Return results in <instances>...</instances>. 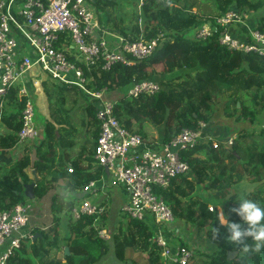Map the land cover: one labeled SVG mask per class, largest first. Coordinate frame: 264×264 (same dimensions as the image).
Here are the masks:
<instances>
[{
	"label": "trees",
	"instance_id": "obj_1",
	"mask_svg": "<svg viewBox=\"0 0 264 264\" xmlns=\"http://www.w3.org/2000/svg\"><path fill=\"white\" fill-rule=\"evenodd\" d=\"M177 1L180 2L145 0L140 7L138 1L139 13L133 19L130 18L133 23L125 27L116 24L115 19L111 18V12L107 11V7L114 8L119 0L92 1L99 14L101 29L114 26L120 36L130 41H136L141 36L153 39L161 34L171 40L133 66L116 64L106 70L103 69V60H100L91 68L93 84L90 88L120 93L121 97L115 105V114L128 130L140 134L149 143L155 142L153 139L156 135L158 142L168 143L183 129L197 130L200 123L206 124L207 134L220 132L222 134L218 136L219 139H226L230 131L225 133L215 127L216 121L222 116L236 117L237 120H254L264 110V59L253 53L228 50L221 46V28L214 27L212 36L204 41L196 40V30L216 16L205 17L186 8L185 2L180 4ZM261 6H264L263 0L257 3L252 0H229L227 5L219 7L217 16L231 9L250 12ZM257 22L260 28L264 29V24H260L264 22V16ZM70 59L74 60L72 57ZM248 72L251 76L246 77ZM88 75L90 76L89 73ZM254 79L258 82L255 90L243 99L226 94L230 86L249 92ZM145 80L160 84V92L152 96L140 95L137 98L127 96L126 92L130 87ZM219 83L227 85L224 91H219ZM43 87L49 105L56 113L61 112L67 102L64 91H78L75 87L53 88L49 82H44ZM16 93L17 90L14 89L9 94V104H16L19 111L9 118L18 121V132L22 124L23 102L15 97ZM218 95L225 97L220 109L215 107V98ZM86 99L88 100L87 97ZM88 113L96 126L93 151L87 159L94 162L100 126L96 111L88 107ZM45 130L48 140L55 136L52 124L48 123ZM258 137L260 140L256 138L248 144L236 139L229 149L223 144L217 148L210 144H200L183 152L182 159L189 164L190 172L186 176L173 178L167 188L156 189V193L161 195L171 208L175 220L199 229L210 244L208 253L196 250L195 257L188 264H264V248L253 251L250 244V250L243 252L222 238L225 230L216 221L219 212L217 204L223 205L222 213L227 219H239L234 214H229V209L235 206L234 199L225 200V194L230 192L235 184L244 179H264V128L260 130ZM17 142V133H0V148L11 149ZM35 155L36 158L32 161L31 156L23 158L12 167L14 170L10 175H6L7 172L0 174V210L23 202L20 192L23 190L22 181L27 178V168L32 166L39 169L46 165L42 164L38 157L39 152ZM73 164L74 169L67 170L62 166L59 168L62 175H57L59 178H66L69 200L65 201L61 194L56 193L51 204V213H64L70 224L64 237L65 246L68 248V254L64 252V261L57 258L61 245L58 226L54 225L44 231L36 229L32 238L22 240L20 249L15 251L9 264H100L104 256L111 251L117 259V264H168L161 256V248L152 241L156 234V224L150 218L145 221L132 218L120 220L118 228L116 224H112V227L106 225L108 217L105 212L101 215H82L79 220L73 221L72 210L76 196L91 181L99 180L101 175L106 173L102 167H97L95 173H90L78 167L79 162L74 161ZM47 183L49 181L42 180L36 185L35 194L39 200L48 194ZM199 187L210 191V196H201L197 190ZM209 199L215 200L212 210L209 209ZM253 200L264 206V191L255 194ZM212 223L220 229L217 239L213 238L210 230ZM104 226L109 229L108 239L100 235ZM165 234L170 236V233ZM180 245L188 247L184 241ZM229 252H236V256L231 260L227 257ZM76 259L79 261L76 262Z\"/></svg>",
	"mask_w": 264,
	"mask_h": 264
},
{
	"label": "built area",
	"instance_id": "obj_2",
	"mask_svg": "<svg viewBox=\"0 0 264 264\" xmlns=\"http://www.w3.org/2000/svg\"><path fill=\"white\" fill-rule=\"evenodd\" d=\"M138 1L141 6L145 0ZM214 27L222 30L221 46L264 59V29L247 12L231 9L216 15L196 30L195 39L211 37ZM106 33L100 27L92 0H0V132L12 90H17L15 97L23 102L22 124L17 132L18 142L23 143L41 134L36 123L35 89L44 82L77 88L92 101L99 122L95 160L107 168L111 184L123 187L129 194L121 213L138 221L153 220L158 231L152 241L161 248L165 262L188 264L195 257V249L173 244L174 236L169 231L175 217L156 189H165L173 178L190 172L189 164L182 159L183 152L200 144L217 148L224 142L231 146L233 140L215 139L205 132V123H200L197 130L183 129L168 143H149L128 130L115 114L116 100L109 92L90 88L91 68L100 60L106 70L116 64L133 66L171 39L164 34L153 39L141 36L136 41L118 36L109 43ZM160 90V84L145 80L136 82L126 94L137 98ZM96 184L91 181L82 192L95 196ZM31 208L29 203H18L0 210V264H9L22 240L32 238L26 229ZM105 211L104 206L86 197L74 205L72 214L74 220H79L82 215H101ZM100 235L108 237L107 230L101 229Z\"/></svg>",
	"mask_w": 264,
	"mask_h": 264
},
{
	"label": "crops",
	"instance_id": "obj_3",
	"mask_svg": "<svg viewBox=\"0 0 264 264\" xmlns=\"http://www.w3.org/2000/svg\"><path fill=\"white\" fill-rule=\"evenodd\" d=\"M103 30L107 32L106 38L109 40H107L109 43L114 41L116 37L120 36V34L117 33V28L115 29L114 26L113 28H105ZM34 93L36 104V123L41 131L40 137L35 140H27L23 143L17 142V144L11 149L0 148V174L7 172L6 175H10V173L14 170V168H12L13 166L17 165L27 156H31L32 161V159L36 158V152H39L38 157L43 162L42 164H46L43 167L41 166L39 169H34L32 166H29L25 172L27 178L25 181H22L23 190L20 193H22L23 202L21 203H29L32 206L30 210V221L26 228L31 235L36 229L44 231L47 227L50 228L54 225H65V222L63 223L61 219L63 217L67 219L64 213H51V204L53 203L52 199L54 194H61L65 201H68L70 198L69 192L66 188V178L57 177L59 174L62 175V172H59V168L64 166L67 170L74 169V161L79 162L78 167H81L90 173H95L97 167H102L95 159L94 162H90L87 159L90 156L91 151H93L94 131L96 126L93 118L88 113V107L92 109L94 106L92 101H89V99L87 100L86 96L80 92L87 105L85 103L82 105L80 103L78 104L79 108L85 111V116L82 118H76L74 110H72L69 106H64L68 108L65 109L63 107L61 112L56 113V110L52 109L49 105L43 85L37 88V90L35 89ZM109 96L117 101L119 94L117 92H111L109 93ZM66 99V101H68V96H66ZM66 103L68 104V102ZM5 105L3 114L4 123L0 133L2 135H7L8 133L16 134L19 123L17 120L9 117L13 116L17 111H19V109L16 104L7 103ZM39 116L41 117V120H39ZM48 123L52 124L55 130V136L53 138H49L50 140H48L45 130ZM44 153H48L49 155L45 156ZM83 155L85 157H83ZM34 172L36 173V177L38 179L36 185L42 180H47L50 183H47L49 186L48 194L42 200H39L36 197V185L33 189V197L31 198L26 195L25 185L34 181ZM68 172L71 173L70 171ZM96 182L98 189L97 194L95 196H90L89 194H85L81 191L79 195L76 196V202L74 205L79 204L81 200L86 197H91L95 204L105 207L106 211L104 214L108 217L106 225L112 227V224L115 223V219L119 218V215L122 214L121 207L128 201L129 194L123 187H117L111 184L108 171L101 175L100 179ZM208 193L210 194V191H208ZM124 219H126L125 215H123V218L120 217V220ZM73 221L76 220L73 219ZM107 226H104L105 228L102 227V229L108 228ZM194 229L195 227H192L185 222L175 220L171 230L169 231L172 236H174L173 244L175 245L184 241L188 246L194 248L195 250H202L203 252L208 253L211 247L209 249L208 246H206V249H201L197 246L198 242L192 237ZM157 231L158 226L156 225V233ZM198 231L199 238L201 240L206 238L199 229ZM60 241L59 244L61 245V250H64L65 252L68 248L65 246L64 240Z\"/></svg>",
	"mask_w": 264,
	"mask_h": 264
},
{
	"label": "rangeland",
	"instance_id": "obj_4",
	"mask_svg": "<svg viewBox=\"0 0 264 264\" xmlns=\"http://www.w3.org/2000/svg\"><path fill=\"white\" fill-rule=\"evenodd\" d=\"M252 1H254V3H257L259 0H252ZM184 2L186 5L185 7L188 8L189 10H191L193 12H197L199 14H202L205 17H214L217 15L219 7H224L225 5H227L229 0H184V1L180 0V2H178V3L182 4ZM263 2H264V0H263ZM137 3H138V0H119L118 4H116L114 6L115 9L113 7H107V11L111 12V18L115 19L116 24H118L120 27H122V26L125 27L129 23L132 24L133 21H131L130 18L133 19V17L139 13L140 4L138 7ZM94 8L96 9L95 6H94ZM247 13H248V16L250 19H256V21L257 20L259 21L260 19L262 20V17L264 16V6H261L256 10H251L250 12H247ZM101 15H102V13H101ZM105 18L107 19V16H105ZM98 20H99V14H98ZM121 20H122V24H120ZM261 24H264V22ZM244 75H245V73H244ZM245 76L249 77V76H251V73L248 72ZM257 84H258L257 80L254 79L253 85L251 86V90L249 92H247L248 90H245L242 88L230 86L229 91H227L226 94L227 95L232 94L235 98L243 99L252 90H255ZM50 85L53 88H58V86H56L52 83H50ZM217 87H218L219 91H224L226 89L227 85L219 83L217 85ZM64 93L66 96H68L67 102L69 104L68 105L66 103L65 106H69L72 110H74L75 117L76 118H82L83 116H85V111L80 109L79 105H78L79 103L81 105L84 103L86 104V102L83 100V96L81 95V93L77 92L74 89H66L64 91ZM118 94H119L118 98L121 97V94L120 93H118ZM224 99H225V97H221V95H218L215 98V107L220 109L222 107L221 103L224 102ZM64 108L66 109L68 107H64ZM92 109L94 110L95 107L93 106ZM39 120H41L40 116H39ZM215 127H216V130L224 131L225 133H228L230 131V134H231V135L229 134V137L226 136L227 137L226 139H219L218 136L222 133L216 132V130H215V132L217 134L214 133V135H212V136L217 140L227 141L228 139H232L234 144L237 140L239 142H243L244 144H248L249 142H251L253 139H256V138H257V140H260V137H258V133L260 132V130L262 128H264V110L260 114H258L254 120H248V119L237 120L236 117L226 118V117L222 116L219 120L216 121ZM222 136H224V135H222ZM157 139H158V135H156V137H154L153 141L156 142ZM222 144L227 149L230 148V146L227 145L226 143L222 142ZM197 190H198L199 194L203 197L205 196V198L208 197V195L210 196V194L208 193V190H206L205 188L199 187ZM263 191H264V179H260L259 181H252L251 179H248V180L244 179L243 181L235 184L232 187V190L230 192H228L227 194H225L226 195L225 197L230 198V199L233 198L235 203H236V201L239 200L242 196L253 200L255 194L263 192ZM218 201L221 202V200H218ZM209 203L211 205L210 207L215 206V200L209 199ZM221 203L224 204V202H221ZM217 205L219 207L218 208L219 212L222 213V210H223L222 206L223 205H220V204H217ZM120 217L123 218V215L120 214L119 218H116L115 223H113V224H116L117 228L119 225ZM61 219H62L63 223L65 222V225L64 226L58 225V231H59V237H60L59 241L64 240V237H65L64 235L66 234L67 229H69V226H70L68 220L65 217H63ZM127 219L128 218L126 217V219H124V221H126ZM49 224H50V222H49ZM109 234L110 233L107 231L108 237H106L104 235L103 236L104 239H108ZM192 237L198 242L197 246L199 248L206 249V246H208V248L210 249V244L207 243L206 238H204L203 240H201L199 238L198 229H196V228L194 229V234L192 235ZM60 243H61V241H60ZM193 250H194V248H193ZM194 251H196V250H194ZM198 251H200V250H198ZM57 258L64 261V250H61L58 253ZM75 261L78 262L79 260L76 259ZM117 263H118L117 259L115 258L114 253L111 251V252H108V254L106 256H104V258L102 259L100 264H117Z\"/></svg>",
	"mask_w": 264,
	"mask_h": 264
},
{
	"label": "clouds",
	"instance_id": "obj_5",
	"mask_svg": "<svg viewBox=\"0 0 264 264\" xmlns=\"http://www.w3.org/2000/svg\"><path fill=\"white\" fill-rule=\"evenodd\" d=\"M230 198H226L228 200ZM229 214H234L239 219L232 221L223 213L218 212L217 220L225 230L222 237L226 242L237 246L243 252L260 251L264 248V206L247 197H241L235 206L229 209ZM213 238L217 239L220 229L216 224L210 225Z\"/></svg>",
	"mask_w": 264,
	"mask_h": 264
},
{
	"label": "water",
	"instance_id": "obj_6",
	"mask_svg": "<svg viewBox=\"0 0 264 264\" xmlns=\"http://www.w3.org/2000/svg\"><path fill=\"white\" fill-rule=\"evenodd\" d=\"M92 1H94V0H92ZM238 106H239V104H238ZM105 170L107 171V168H105ZM33 174H34V181L28 185H25L26 195L31 197V198L33 197V189H34V187L37 183V180H38L36 177V173L34 172ZM36 236L37 235L34 236L33 240H35ZM65 253L68 254V249L65 250ZM235 256H236V252H229L227 257L229 260H231Z\"/></svg>",
	"mask_w": 264,
	"mask_h": 264
}]
</instances>
